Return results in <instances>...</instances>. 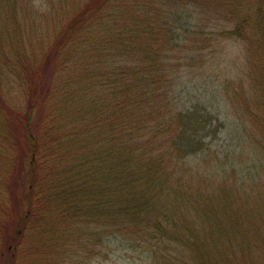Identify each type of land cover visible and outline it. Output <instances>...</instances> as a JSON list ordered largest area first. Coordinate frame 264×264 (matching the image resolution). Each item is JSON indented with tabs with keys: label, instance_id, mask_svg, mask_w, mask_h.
<instances>
[{
	"label": "trees",
	"instance_id": "16d2710c",
	"mask_svg": "<svg viewBox=\"0 0 264 264\" xmlns=\"http://www.w3.org/2000/svg\"><path fill=\"white\" fill-rule=\"evenodd\" d=\"M9 1L0 33L18 14ZM63 7L38 50L21 40L13 56L0 38V264L106 260L111 236L147 264H264V140L246 134L259 159L248 184L235 167L201 172L197 121L175 93L183 65L238 39L239 94L264 110V0ZM9 73L21 101L7 98Z\"/></svg>",
	"mask_w": 264,
	"mask_h": 264
},
{
	"label": "rangeland",
	"instance_id": "374dc122",
	"mask_svg": "<svg viewBox=\"0 0 264 264\" xmlns=\"http://www.w3.org/2000/svg\"><path fill=\"white\" fill-rule=\"evenodd\" d=\"M76 1L10 0L9 5L15 6L18 14L13 19H9L11 22L15 21L14 25H10L7 21L6 28L1 30L3 32L0 33V38L6 45L5 50L8 53L13 50V56H16L14 52L17 50L14 46L21 40L26 42L27 46L32 41L38 50V45L34 43L43 39L45 35L53 34L54 22L58 24L61 14L59 6L64 5L66 11ZM174 36L177 40L182 38V35ZM178 45L183 47L184 44ZM27 49L29 51L30 47ZM245 51L246 47L238 39H220L218 47L204 51L205 56L201 58L204 62H200L201 66L199 62L194 64V61H190L188 62L190 65L181 67L176 80L175 93L179 106L191 110L193 119L197 121L196 131L190 139L192 146L203 145L202 152H197L190 163L198 164L201 172L210 173H213L215 168L219 171L222 167H235L238 176L242 174L248 176L244 182L248 184L251 174L248 171L254 170V164L256 168L258 167L259 159L256 158L254 145L249 143L250 139L246 134L250 133V137L251 133L256 135L251 137L253 142L262 145L264 110L256 106L253 98H241L239 94L240 87L237 81L243 76ZM198 59L201 61L200 58ZM20 68V75L25 80L24 68ZM259 77L257 73V78ZM9 78L8 89L11 92L7 98L21 101L25 82L19 81L14 73H11ZM263 78L258 80L263 81ZM257 94L258 92H255V95ZM245 136L248 137V141L245 140L249 144L245 146L247 155L245 158L243 155L239 157L240 159L232 161L230 158L233 150H238L242 145L239 138ZM24 161L25 157L22 159L23 164ZM109 241L112 250L108 253V259L104 260L105 258L101 259L97 256L87 264H147L142 258L139 260L135 252L129 253L120 237L111 236Z\"/></svg>",
	"mask_w": 264,
	"mask_h": 264
}]
</instances>
